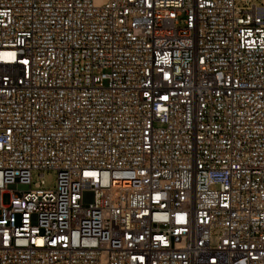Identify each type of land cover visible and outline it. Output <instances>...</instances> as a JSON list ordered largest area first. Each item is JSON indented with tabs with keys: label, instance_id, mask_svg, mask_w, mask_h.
I'll return each instance as SVG.
<instances>
[{
	"label": "built area",
	"instance_id": "obj_1",
	"mask_svg": "<svg viewBox=\"0 0 264 264\" xmlns=\"http://www.w3.org/2000/svg\"><path fill=\"white\" fill-rule=\"evenodd\" d=\"M0 264H264V3L0 0Z\"/></svg>",
	"mask_w": 264,
	"mask_h": 264
},
{
	"label": "rangeland",
	"instance_id": "obj_2",
	"mask_svg": "<svg viewBox=\"0 0 264 264\" xmlns=\"http://www.w3.org/2000/svg\"><path fill=\"white\" fill-rule=\"evenodd\" d=\"M99 1V0H98ZM102 1V0H100ZM258 3H264V0H255ZM242 4V3H241ZM39 176H40V172L35 170L33 172V182H37L39 180ZM56 178H57V174L56 171L54 170H47L45 172V176H44V185L43 187L45 188H54L56 185ZM32 187H34V184L32 185ZM10 194L6 193L4 194V203L8 204L10 202Z\"/></svg>",
	"mask_w": 264,
	"mask_h": 264
},
{
	"label": "bare ground",
	"instance_id": "obj_3",
	"mask_svg": "<svg viewBox=\"0 0 264 264\" xmlns=\"http://www.w3.org/2000/svg\"><path fill=\"white\" fill-rule=\"evenodd\" d=\"M98 1V0H97ZM103 1V0H102ZM98 2H101L100 0Z\"/></svg>",
	"mask_w": 264,
	"mask_h": 264
}]
</instances>
